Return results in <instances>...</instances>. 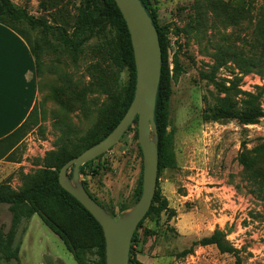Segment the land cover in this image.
I'll return each instance as SVG.
<instances>
[{
	"label": "rangeland",
	"instance_id": "1",
	"mask_svg": "<svg viewBox=\"0 0 264 264\" xmlns=\"http://www.w3.org/2000/svg\"><path fill=\"white\" fill-rule=\"evenodd\" d=\"M11 1L63 27L75 44L64 43L57 31L14 23L38 54L35 106L21 135L0 156V183L20 190L53 157L87 143L91 133L103 135L126 87L128 68L115 28L72 32L79 0ZM150 1L164 29L170 74L173 55L182 70L171 80L167 126L174 129L175 165L160 169L154 192L167 208L142 220L134 257L138 264H264V126L236 118L203 119L222 99L238 108L249 99L264 120V0ZM135 133L133 126L102 154L104 165L97 173L80 175L88 191L116 214L134 204L142 177ZM96 165L94 160L91 167ZM10 222L8 204L0 203V230ZM73 226L88 233L77 220ZM215 229L235 252L192 244ZM16 243L19 259L10 264H77L36 213L18 225ZM191 245L192 252L182 255ZM85 251L89 264L99 260L94 244ZM0 264L7 263L0 257Z\"/></svg>",
	"mask_w": 264,
	"mask_h": 264
},
{
	"label": "trees",
	"instance_id": "2",
	"mask_svg": "<svg viewBox=\"0 0 264 264\" xmlns=\"http://www.w3.org/2000/svg\"><path fill=\"white\" fill-rule=\"evenodd\" d=\"M79 1L81 5L80 14L73 26L72 32L91 31L94 28H103L106 25L115 28L121 37L120 45L122 48L123 60L128 68V81L119 101L118 108L102 136L94 137L91 133L89 135L90 141L87 143L78 145L72 152L53 157L55 160L48 161L47 165L40 169L36 175H34V177L30 179L29 182L20 190H13L8 184L0 183V203H7L8 209L11 212V222L9 228L5 232L0 230V257L7 264H10L12 259L16 261L19 259L18 243L13 245L18 225L24 220H28L35 213L38 214L41 220L61 238L77 264H89L85 259V250L86 247H89V244L95 245L100 256L99 260L93 262L92 264H105V243L101 226L70 193L59 185L58 170L67 160L78 155L87 147L104 138L121 119L133 97L135 85V65L129 33L125 21L114 0ZM140 1L157 29L162 55L160 79L154 107V121L158 134V177L161 168L174 167L175 165L174 153L172 149L174 129L171 127L167 130V126L170 125L169 103L171 95V80H176L178 75L181 73L182 67L178 63L177 55H173V67L170 74L167 60V47L164 40V29L158 23L156 8L152 5L150 0ZM0 22L15 28L20 35H22V31L17 29L14 23L23 22L32 29H40L43 31L54 30L58 32L60 39L64 43L73 44L71 37L67 34V31L63 27L53 25L45 19L31 15L25 8L16 6L11 0H0ZM31 47L36 63L38 54L32 45ZM221 88H224L221 90L228 93V88ZM250 96L253 98L252 95ZM243 103L244 106L238 108L234 104L222 99L210 111L203 113V119L216 121L227 118H236L243 124L259 123V118L262 113L252 108L253 103L251 100L245 99ZM29 115L16 129L0 139V156L9 151L12 147V141L21 135ZM133 126L136 130L135 136L137 137L136 117L124 133L130 130ZM137 146L139 151H141L138 143ZM101 156L102 154L82 164L79 167V175H85L88 171L91 173H97V169L104 165V161L101 159ZM94 160H97L96 169L91 167V163ZM68 171L69 172L67 173L70 176L72 167H70ZM82 183L84 185L83 181ZM84 187L88 191L85 185ZM140 192L141 179L138 181V185L134 191V203L139 198ZM89 194L115 217L127 208H121L118 214H116L110 208L101 204L96 196L90 192ZM155 202L159 203L155 205ZM166 208V202L164 200L159 201L158 196L154 194L151 205L142 220L150 213L159 215L160 212L164 209L166 210ZM172 215V213H168L167 218H171ZM75 220L87 227V234H82L81 232L83 231L79 227L73 226ZM142 220L138 223L137 228L132 235L128 264H138V261L135 259L133 254V243L138 235V228L140 227ZM192 244L201 246L215 245L220 252H235L234 247L225 238V234L219 229H215L209 235L194 240ZM193 245L184 249L181 252L182 255L192 252Z\"/></svg>",
	"mask_w": 264,
	"mask_h": 264
},
{
	"label": "water",
	"instance_id": "3",
	"mask_svg": "<svg viewBox=\"0 0 264 264\" xmlns=\"http://www.w3.org/2000/svg\"><path fill=\"white\" fill-rule=\"evenodd\" d=\"M114 2L125 21L132 47L135 65L133 97L121 119L104 138L61 165L58 183L100 224L105 243V264H128L132 235L151 205L157 181L158 134L154 107L162 55L157 29L141 1ZM135 117L137 142L142 153L141 192L130 208L115 217L85 189L80 179L79 167L118 142ZM259 123L264 126V120ZM69 167H72L70 176L67 173Z\"/></svg>",
	"mask_w": 264,
	"mask_h": 264
},
{
	"label": "crops",
	"instance_id": "4",
	"mask_svg": "<svg viewBox=\"0 0 264 264\" xmlns=\"http://www.w3.org/2000/svg\"><path fill=\"white\" fill-rule=\"evenodd\" d=\"M37 82L31 44L0 22V139L31 113L38 97Z\"/></svg>",
	"mask_w": 264,
	"mask_h": 264
}]
</instances>
